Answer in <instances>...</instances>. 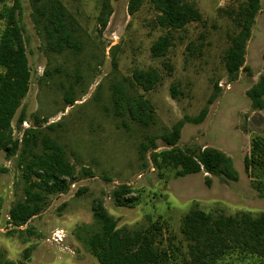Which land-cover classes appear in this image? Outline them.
Returning a JSON list of instances; mask_svg holds the SVG:
<instances>
[{"label":"rangeland","instance_id":"1","mask_svg":"<svg viewBox=\"0 0 264 264\" xmlns=\"http://www.w3.org/2000/svg\"><path fill=\"white\" fill-rule=\"evenodd\" d=\"M61 1L81 28L83 48L79 53L49 52L34 26L30 0H22L21 23L32 80L13 121V136L21 139L26 129L37 128V118L48 120L43 128L55 124L50 135L64 146L75 177L67 193L49 197L45 210L29 222L32 234L25 231L27 225L13 230L9 211L23 200L25 182L17 158L9 159L0 151V253L4 258L17 264H100L85 244L88 235L77 230L94 223L95 199L102 200L119 228L145 230L161 222L165 243L172 239L182 252L186 244L181 221L194 209L226 215L264 212V163L259 158L262 152L255 148V142L264 144V109L253 108L247 95L264 74V0L247 43L246 62L236 78L229 76L223 59L230 38L238 32L232 11L245 0H188L200 10L203 20L178 30L157 25L159 13L150 0L135 15L128 12L130 0H111L112 14L105 30L100 26L104 0ZM12 4L13 0H0V11ZM4 28L3 22L0 35ZM167 34L173 42L168 55L154 57L152 45ZM136 69H152L161 76L160 84L150 92L133 87L155 109L156 123L147 129L129 119L126 129L123 120L113 115L112 86L125 79L127 85L132 83ZM72 90L76 102L69 105L66 99ZM204 109V121L186 123L176 146L218 149L233 161L237 181L212 177L208 187L205 174L175 178L171 171L156 170L151 162L153 150L140 158L145 136H161ZM22 112L27 126L20 129L17 120ZM157 145V151L171 148L161 139ZM246 158L254 160L249 171ZM121 185L135 189L131 207L114 204L112 192ZM57 230L65 235L61 244L53 241ZM26 249L31 250L28 260ZM177 258L180 261L182 255ZM219 264L263 263L235 252Z\"/></svg>","mask_w":264,"mask_h":264},{"label":"trees","instance_id":"2","mask_svg":"<svg viewBox=\"0 0 264 264\" xmlns=\"http://www.w3.org/2000/svg\"><path fill=\"white\" fill-rule=\"evenodd\" d=\"M110 1L104 0L103 3L100 16L102 30L107 28L112 14ZM150 1L159 13V27L178 30L203 20L200 10L188 0ZM30 3L34 26L43 37L49 52L79 53L82 50L79 23L61 0H30ZM144 3L145 0H130L129 14L135 15ZM261 7V0H245L237 10L232 11L238 32L230 38L231 46L223 59L226 71L232 78L238 76L246 62L247 43ZM22 16V0H13L12 6L0 11V24L5 23L0 35V151L6 153L9 159L17 158V167L25 182V196L11 207L9 224L13 230L27 225L25 231L32 234L29 222L45 210L49 197L69 191L75 171L67 160L64 146L50 135V132H55L56 125L50 124L43 128V124L48 120L37 118V128L26 129L21 139L13 136V121L30 92L32 80L25 30L21 23ZM172 43L170 34L160 37L151 47L152 55L158 58L166 57ZM262 59L264 62V53ZM127 82L125 79L123 83L118 82L112 86L113 115L123 120L126 129H129L127 119L140 128L147 129L156 123L155 109L151 102L133 90V87L136 85L143 91L150 92L160 84L161 76L152 69H136L132 75V83L127 85ZM216 90H220L217 84ZM176 92V87L173 86L174 97ZM67 95V103L75 104L74 91ZM247 95L253 108L264 109V74ZM209 103H212V99ZM206 116L207 109H204L196 117H185L161 136H145L139 147L140 158H144L148 151L153 150L151 162L156 170L171 171L175 178L205 174V184L208 187L212 185V177L237 181L239 177L233 161L218 149L176 146L184 125L200 124ZM25 122L26 116L22 112L17 120L18 128L21 129ZM159 139L171 148L157 151ZM255 148L262 152L259 158L264 163V144L255 142ZM251 163H254V160L251 162L249 158L245 159L247 171L250 170ZM87 173L91 175V172ZM134 193L135 189L131 186L116 187L112 192L114 204L118 207H131L135 203L132 197ZM92 213L94 223L91 226H79L77 230L78 233L88 235L85 244L100 264H219L235 252L254 257L264 264V212L253 214L241 211L226 215L194 209L181 221L180 232L186 244L184 252L171 241L172 239L170 244L165 243L164 228L159 221L152 223L145 230L119 228L118 221L100 199L93 201ZM30 253L31 250H25L26 260L30 258ZM177 254L182 255L180 261ZM0 264L17 263L5 259L0 253Z\"/></svg>","mask_w":264,"mask_h":264},{"label":"built area","instance_id":"3","mask_svg":"<svg viewBox=\"0 0 264 264\" xmlns=\"http://www.w3.org/2000/svg\"><path fill=\"white\" fill-rule=\"evenodd\" d=\"M25 126H27L26 123H24ZM64 234H63V231L61 230H57L54 235H53V241H55V243L57 244H61L64 240Z\"/></svg>","mask_w":264,"mask_h":264}]
</instances>
